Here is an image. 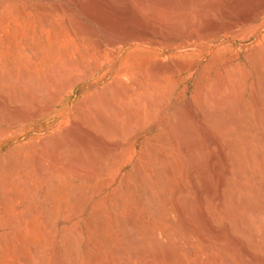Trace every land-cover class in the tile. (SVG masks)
<instances>
[{
	"label": "rangeland",
	"instance_id": "obj_1",
	"mask_svg": "<svg viewBox=\"0 0 264 264\" xmlns=\"http://www.w3.org/2000/svg\"><path fill=\"white\" fill-rule=\"evenodd\" d=\"M85 1H88V3L86 4ZM100 1L101 0H82L81 2H84V4H82L78 0H0V19H3L0 20V202L2 203H0V211H2L0 213V264H26L30 258L29 246L32 242L39 241L40 239L44 240V248L41 253L43 264H72L71 252L69 253V251H73V249L77 254L76 258L77 263L79 260L78 264H91V260L88 261L90 259L89 256L99 258L96 264H248L249 262L247 261H251L250 264H264V241L260 243L259 246L256 244L254 245L255 236L234 229L235 226L231 221L229 222V218L226 215L222 214V217L220 213L219 217L217 216L215 218V221L212 217L216 216L215 214L218 215L220 209L222 210L223 207L225 209L228 204V207H230L231 204L233 206H231L232 208L230 207V209H233L235 217H250V221L253 223V230H257L256 232L258 235L262 238L264 237V216L261 214L264 210V130L262 129L264 128V126H262L264 119L260 118L264 116V95L262 97L259 95L260 93L262 95V92L264 94V91H262V88L264 90V0H243L245 6L241 0H236L237 5L234 4L236 2L235 0H229L228 4L225 3L228 2V0H224L225 2L223 0H207L210 3L206 0H136L140 5L138 3L136 4L135 0ZM232 2L234 4V10L233 7L229 8L230 4L233 5ZM239 2H241L242 7L244 6L243 8L240 7L241 4ZM248 2L250 6L246 7L249 5ZM156 3L158 5L160 3L163 6L159 5V8ZM35 4L43 5L45 10L42 8L43 6L41 7ZM212 4L215 5L213 6ZM61 5L64 7H61ZM183 5H185L184 7L189 11L191 10L190 14L187 9H185L187 12L182 9L184 7L180 8ZM187 5L189 6L187 7ZM40 7L44 11H48H40ZM127 8H130V11H128ZM49 9L52 11H49ZM144 9L147 11L150 10L149 13L147 14V11ZM172 9H176V12L171 11ZM221 9L224 10L221 11ZM143 10L146 11L147 16L142 13ZM168 10L171 12H168ZM183 10L184 13H182ZM236 10H240L238 15L236 14L238 12ZM246 10L250 11L247 12ZM107 11L109 12L108 14L112 16H108ZM154 11L157 13L155 14ZM205 11L206 13L202 14ZM150 12L152 13L151 15ZM166 12L169 13H167L169 15L167 17H165ZM179 12L182 13L184 17L188 18L182 17V14L180 15ZM196 12L198 14H195ZM223 12H225V14ZM227 12L230 15H228ZM242 12L245 13L242 14ZM247 13H250L249 19L245 18L246 15H248ZM184 14L187 15L185 16ZM221 14L231 16L232 18ZM170 15L173 16L172 21H170ZM239 15L242 16L240 17L241 19ZM194 16H196L198 20H196ZM200 17L202 19H200ZM4 18L5 22H3ZM43 18H45V22H43L46 25L42 22ZM67 18H69L70 22L67 21ZM163 18L164 20H162ZM167 18L169 19L167 20ZM183 18L185 19L183 20L184 23H186L188 19L190 23L196 21V23H192L196 25H191L187 21L188 25L183 24V27L180 28L179 26L182 24L181 19ZM189 18L192 21L189 20ZM156 19H159L158 22L162 21L163 24L162 22L156 24ZM177 19H180V25ZM205 19L207 20L202 21ZM29 20L31 21L29 22ZM240 20H242V22ZM34 21L37 22L34 23ZM155 21L156 23H154ZM168 21L172 26L169 25ZM197 21L200 22L198 23ZM207 21L209 24L212 23L210 25L213 27L207 28ZM71 22H73V25ZM215 22H217V25ZM66 23L69 25L71 23L73 27H75L76 24H81V27L79 26V28L76 26L75 28L77 29H75ZM174 23L179 26L177 27L176 24L173 25ZM204 23L207 24L205 25ZM222 23H224V25ZM131 24L133 28L136 27L134 28L135 31L137 30L136 32L131 27ZM135 25L138 26V29ZM150 25L153 26L150 27ZM106 26L108 27L106 28ZM166 26H170L169 32L172 29L171 27L174 26V29L171 30L174 33H169L165 30L168 28H166ZM198 26L201 27L199 28ZM176 27L178 31L175 29ZM196 27L198 29H196ZM214 27L217 28V31ZM220 27L221 29H218ZM83 28L86 29V31ZM71 29H73V31ZM74 29L77 31L84 30L82 32L84 35L79 34L81 31L76 32L78 33L76 34ZM144 29L147 31L145 32ZM184 30L187 32L186 34ZM190 30L192 32H190ZM210 30L212 32H210ZM106 31L107 33L105 35L108 34L107 38L104 35ZM138 31H141V33H138ZM179 31H181V33H178ZM124 32L125 34L127 32V36L123 34ZM189 32L191 34L186 37ZM1 33L4 35L3 37ZM132 33L133 35H131ZM52 34L55 38L52 37ZM118 34L121 38L117 37ZM175 34L178 35L176 36ZM9 35H12V37L9 38ZM24 36H26L25 39H22ZM131 36H133L132 39ZM58 37L61 39L57 40L59 39ZM111 37H117L118 40H112ZM127 37L131 43L128 39L126 41ZM50 38L51 40H49ZM119 39L121 42L118 43ZM6 40L8 41L6 42ZM153 41L155 43H153ZM157 43L159 45H156ZM95 46H99V48ZM25 47L28 48H26V51ZM60 48L64 49V54H60ZM67 48L68 50H66ZM69 48H71V50ZM79 48L89 56H85V53ZM19 49L21 50L19 51ZM55 49L56 51H54ZM112 50H114L115 53ZM29 52H31V54ZM107 52H110L108 53L109 56H107ZM95 53H98L99 57ZM79 54L80 59L77 57ZM50 58H52V60ZM77 58L78 61L75 62ZM100 58L101 60H99ZM67 60L69 63L71 60H75V64L73 61L69 64L66 62ZM80 60L81 62H79ZM162 60H165L167 63L169 60L171 61L168 63V65L170 64L169 68L166 63H162L164 62ZM91 61H93V63ZM78 62L90 72L84 68L83 70L87 72L82 71ZM154 62L155 64L157 63V65L159 63L166 66L161 67V65H159L161 68H158ZM171 64L175 66L171 68ZM151 66L158 70L155 71L154 68H149ZM165 67L166 69H164ZM73 68L76 71H74ZM148 69L150 71L153 70V72L147 71ZM170 69L171 71L168 72L167 70ZM23 70L25 73H22L27 74L26 77H22L23 74L21 71ZM260 70L262 71L261 73H263H260L262 77L258 74ZM244 71L246 73L242 74ZM155 72L157 75H155L156 77L153 75L154 77L152 78V73L155 74ZM239 72L240 77L242 75L246 76L247 74L248 79L245 77L243 81L241 77L242 82H238L237 80H239L240 77H238L239 75L237 74H239ZM42 73L43 75H41ZM72 73L75 75L73 74V76ZM135 73L139 79L143 77V75L144 78L139 80L135 77ZM148 73L151 74V76L148 75ZM14 74H16L15 77H13ZM79 75H82L84 78L81 76L79 77ZM221 75H223V77ZM232 75H235V77L233 78ZM236 76L237 80L235 81L234 79H236ZM27 77L29 80L28 83L26 80ZM65 78L69 80V84L67 80H64L68 84L65 85L66 87L64 89L63 84L66 83L61 81ZM36 79L38 80L36 81ZM132 79L134 81H132ZM25 80L26 83L24 82ZM31 80H34V83ZM58 82L62 87L58 85ZM132 82H135L134 85L136 89L133 87L134 85ZM232 82L238 83V89ZM243 82L245 85L242 88ZM257 84H259L260 88L256 87ZM138 85L141 87H139L140 89H137ZM229 85H234L235 87L233 86L232 89V86ZM123 86L127 88L123 89ZM33 87L35 89L37 88V91L41 90V93L40 91H35ZM142 87L147 89H142ZM240 87L243 89L242 91H240ZM151 88L152 90H150ZM224 88H227V92ZM257 88L261 90L259 91ZM128 89L130 92L125 93V90L128 91ZM116 90H119V93L123 92L124 95L121 93L123 97H121V94H118ZM234 90H236V92ZM51 91H53V94L56 92L55 95H53ZM238 92H243V94L240 93L242 98L239 97L240 95ZM58 94H60V96H58ZM110 94L112 100H115V98L118 99L112 101L108 98ZM23 95H26L25 98ZM254 97L258 98L256 99L257 105L256 102L254 103ZM105 98H108L107 101H110L108 102L109 104H106L107 101ZM260 98L263 99V101ZM146 99L150 100L152 104L149 101H145ZM152 99H155V101L157 100L158 104H155V101ZM18 100H20V102L24 100L28 105L24 104V101L22 102L24 105H22ZM101 100L103 103L100 102ZM29 102L32 103V105L29 104ZM147 102L153 107L154 105L159 106L153 108ZM111 103L113 106L110 105ZM131 103H134V106ZM98 104L97 110L96 106ZM114 105L115 107L117 105L118 109L115 108L113 110ZM108 106L109 110L107 109ZM130 106L134 109L133 111L131 109L132 112L129 109L131 108ZM148 108L153 110H148ZM15 110L16 112H20H17V117L15 116ZM150 110L153 114L150 113ZM38 111H40V113H37ZM115 111L119 114L121 113L120 111H122V114H115ZM261 111L263 114L261 113L260 116L259 112ZM146 112H148L147 115ZM133 113L138 114L133 115ZM127 114H132L135 117L141 116L139 118L143 121L139 119L142 121L139 123V120H137L138 118L132 115H128L129 118H127ZM148 114L151 116H148ZM257 114L260 117L257 116ZM22 115L23 117H21ZM24 115H26V118ZM114 115L117 118H115ZM89 117H91L92 120L88 121ZM94 119H97L96 122H93L95 121ZM127 119L130 120L127 121ZM131 120H136L139 124L137 125L136 122H131ZM231 120L233 122L235 121V124L231 123ZM90 121H92L93 124H91ZM97 121L103 126L100 130L96 128V126L99 125ZM258 121H262L263 123H259ZM128 122L130 127H133L132 129L128 127ZM224 122L226 123V127L227 125L230 127H227L225 130L227 131L230 129V131L228 130L229 132L227 131L226 133L224 131L225 134L222 133L223 131L220 133V131L223 130V125L221 126V124H225ZM94 123L96 126H94ZM135 126H137V128ZM248 126L250 128L252 127V130ZM126 128L128 129L126 130ZM105 131L107 132V134L105 133L107 136H104L103 132ZM113 132L114 134H112ZM124 132H128L129 134L132 132V134H130V136L127 134V136L124 137ZM231 132H233L234 136ZM108 133L112 134L114 137ZM67 134L68 136L71 134L70 136L72 137H68ZM226 134L229 139H232L231 141L227 139L228 142H226ZM229 134L232 136L230 137ZM237 134L238 137L239 134L240 137L241 135L245 137L248 136L246 139L243 138V140H249V143L244 142L240 137L238 139L236 137ZM73 136L75 138L74 142L77 141L75 146L74 142H67L68 140L73 141ZM107 137H109V139ZM111 137L112 139H110ZM150 138H153L156 142ZM59 139L61 143L64 142L67 144L60 143L61 145L59 146ZM127 139H129V141ZM212 139L218 140L222 146H225V148H223L228 156H230L232 152L229 142H231L232 145H234V143L239 144H237L239 147L235 145L238 147L240 154H242L241 156H243V159L240 157L241 164L245 165L247 173L242 177L239 187L234 185V176L226 172L228 169V162L218 153L219 150L217 146H214V144L211 145ZM115 140H117L118 143ZM119 140H123V144ZM162 140L165 141L166 145H164L165 143L163 141L161 147ZM104 141H106V144L111 143L112 146L110 144L108 145L110 147L106 146ZM111 141L116 142L118 146ZM240 141L242 143L244 142L243 144L245 147ZM225 143L228 147H226ZM155 145H158L159 148L157 149L158 146L156 147ZM154 147H156V149ZM159 149H161L162 153L159 154L163 155L164 157H162L164 159L160 156L156 157V154L159 155L157 153ZM154 151L156 152L155 154ZM228 152L230 154H228ZM246 154H249V156L244 159ZM138 155H141V158H145L140 159ZM214 155L218 156L217 159L214 158ZM137 157L143 164H141ZM73 158L75 159L74 161H72ZM100 158H102L104 162ZM166 158L170 159L167 161ZM136 159L138 163H136ZM144 159H146L145 162H143ZM158 159L159 161L163 159L165 162H162V160L159 162ZM214 159L220 166H213ZM73 163L75 164L74 166L72 165ZM96 163L99 164L97 165ZM155 163L158 165L162 164L160 165L161 168ZM141 165L147 167H142ZM168 165L172 166L175 170H172V167L171 169L170 167L167 168ZM215 166L218 169L221 167V170L219 169L221 175L223 176L224 174V176L233 183L232 187L234 189L232 187L227 188V193L230 194L229 199L233 198V196L238 199L240 204H238L237 210H235L237 207L235 206L234 209V204L231 203L234 198L229 200L230 203L227 205L220 207V209L216 207L220 206V204L217 201V181L219 180L217 177V168H215ZM136 168H138V170ZM157 170L160 171L158 172ZM173 171L176 176H174L175 174ZM148 174L151 177H149ZM127 177H129V179H126ZM144 178H147V180L150 179V181H148L151 182V186L147 184L148 182L145 183L147 180L145 179V181ZM158 182H162V185L168 186V188L164 189L166 194L163 190L164 187L159 185ZM192 182H195V185ZM142 185H146V188ZM153 186L156 193L154 192V188L153 192L150 193ZM203 188H207L206 191H204ZM212 189L215 190L214 193ZM174 191L176 196L173 195ZM147 193L148 195L151 194V196H148ZM202 196L204 197L202 198ZM238 196L241 197L239 198ZM151 197L155 199V204L157 205L154 206V204L150 202L152 199ZM244 197L245 201L243 200ZM175 198L178 200H175ZM176 201L178 203L180 202V204H177ZM148 202H150L151 206L150 204L148 205ZM59 203L61 205L63 203L64 206H61ZM176 204L179 207L182 206V209L179 207L175 209L174 206L177 207ZM249 204L250 207L254 205L252 207L254 213H249ZM165 205L168 208L165 207ZM1 206L3 208H1ZM155 210L157 211L154 212ZM177 210L180 211L178 212ZM214 211L215 214L212 215ZM181 212L184 213H182L183 216ZM185 212L189 215L188 218H185V216H187ZM175 215H177L176 218ZM179 215H181L182 218L184 217V221H180L181 223L179 222ZM2 216L3 218H1ZM161 217H163V219ZM169 217L170 220H168ZM164 218L166 221H164ZM200 218L203 219V221ZM169 221H172L174 226L177 222L179 225L174 227L172 223H168ZM206 221H209L207 222L208 224ZM2 222L5 223L4 227ZM129 222L133 226L130 225ZM183 222H185V228L182 229L183 226L180 224H183ZM97 224L98 226L96 227ZM186 224L191 227L188 228ZM178 226H182L181 230L179 229L181 232L177 229L180 228ZM192 227L195 228V231ZM119 228L120 230L123 229L120 231L121 233L118 231ZM227 228H229L228 231H226ZM171 229L174 230V232ZM199 230L201 232L203 231L202 234ZM206 230L207 232L214 231V233L207 234ZM175 231H178V235H176L177 233ZM204 231L206 234H204ZM186 232H188L187 235L189 234V236L185 235L186 237H184V233L186 234ZM216 233L219 235V240L216 239L218 237ZM100 234L101 237L99 236ZM215 234L217 237H215ZM161 235L164 236V238L161 237ZM203 235L206 237V243L203 242L205 239ZM232 235H234V238H231ZM211 237L213 239H210ZM105 238L108 241H106ZM128 238L131 239L129 240ZM172 238H174V240H172ZM186 238L189 240V243L185 240ZM180 239H184V241ZM214 239L218 240L219 244L216 245L217 241L215 240L214 242ZM223 239L226 240L224 241ZM93 240H97V242H92ZM126 240L128 241L126 242ZM250 240H253V245L250 244ZM165 241L167 243H165ZM162 242L166 245L169 242L170 245L168 244L169 246L166 247L165 244H162L161 246L160 243ZM72 243L75 245L71 248ZM127 246L131 248V250L127 248ZM170 246L172 250L178 247L176 249L177 251L175 249L173 250L175 255L174 261H171L167 255ZM242 246L250 249L248 255L251 257L248 255L245 256L247 253ZM110 247L119 251V254H114ZM186 248H188V250ZM89 249L96 254L94 255L91 253L92 251L90 252ZM157 249H159V251H157ZM161 249H165L164 252H166V254ZM166 249L168 251H166ZM150 250L151 252H153L152 250H154V252L157 251L158 254L155 252L156 255L155 253L151 255ZM104 251L107 255H105L106 253ZM129 251H131L132 254ZM188 251H191L192 254L190 253L189 255ZM101 252L104 257L101 255ZM140 252H142V254ZM206 252L208 253L206 254ZM87 256L89 258H87ZM156 256H158V259ZM195 256L196 258L198 257V259H196ZM148 257L153 261L151 262ZM167 257L168 259H166ZM21 258L23 260H21ZM24 258L27 259L24 260ZM223 258L224 261H222ZM115 259L117 260L115 261ZM23 261L26 262L23 263ZM194 261L196 262L194 263ZM34 263L38 264L37 259H32L27 264Z\"/></svg>",
	"mask_w": 264,
	"mask_h": 264
},
{
	"label": "bare ground",
	"instance_id": "obj_2",
	"mask_svg": "<svg viewBox=\"0 0 264 264\" xmlns=\"http://www.w3.org/2000/svg\"><path fill=\"white\" fill-rule=\"evenodd\" d=\"M78 1L81 2L82 0H81V1L78 0ZM83 1H84V0H83ZM101 1H102V0H101ZM101 1H100V2H101ZM103 1H104V0H103ZM135 1H136V0H135ZM135 1H134V2H135ZM137 1H138V0H137ZM137 1H136V4H137V3L139 4V2H137ZM139 1H141V0H139ZM195 1H199V0H195ZM202 1H203V0H202ZM206 1H207V0H206ZM206 1H205V2H206ZM223 1H224V0H223ZM226 1H227V0H226ZM230 1H231V0H230ZM235 1H236V0H235ZM239 1H240V0H239ZM241 1H242L243 5H244V1H246V0H244V1L241 0ZM105 2H106V0H105ZM105 2H102V3H105ZM182 2H183V1H182ZM207 2H208V1H207ZM224 2H225V1H224ZM20 3H21V2H20ZM81 3L84 4V2H81ZM85 3L87 4L88 1H85ZM130 3H131V2H130ZM140 3H144V2H140ZM202 3H203V2H202ZM208 3H210V2H208ZM225 3L228 4V3H229V0H228V2H225ZM230 3H231V2H230ZM239 3L241 4V2H239ZM239 3H238V6H239ZM86 4H85V5H86ZM147 4H148V3H147ZM147 4H145V5H147ZM184 4H185V3H184ZM215 4H216V3H215ZM215 4H214V5H215ZM232 4H233V2H232ZM234 4L237 5V1H236ZM234 4H233V5L230 4V5H229V8L233 7V10H234ZM245 4H246V3H245ZM248 4H249V2H248ZM258 4H259V3H258ZM262 4H263V3H262ZM30 5H33V4H30ZM35 5H38V6H41V7L43 6V5H39V4H35ZM55 5H56V4H55ZM127 5H128V4H127ZM139 5H140V4H139ZM148 5H149V4H148ZM150 5H151V4H150ZM152 5H153V3H152ZM156 5H158V4L156 3ZM156 5H154V6H156ZM159 5L163 6V5L160 4V3H159ZM159 5H158L157 7H159ZM201 5H202V4H201ZM201 5H200V6H201ZM212 5H213V4H212ZM212 5H211V6H212ZM214 5H213V6H214ZM246 5H247V4H246ZM260 5H261V4H260ZM263 5H264V4H263ZM21 6H22V5H21ZM33 6H34V5H33ZM83 6H84V5H83ZM86 6H87V5H86ZM128 6H129V5H128ZM134 6H135V5H134ZM143 6H144V5H143ZM184 6H185V5L181 6L180 8H182V7H184ZM188 6H189V5H187V7H188ZM227 6H228V5H227ZM244 6H245V5H244ZM244 6H243V7H244ZM249 6H250V4H249L248 6H246V7H249ZM10 7H12V6H10ZM28 7H29V6H28ZM34 7H36V6H34ZM41 7H40V8H41ZM61 7H64V6L61 5ZM66 7H68V6H66ZM129 7H130V6H129ZM135 7H136V6H135ZM144 7H145V6H144ZM166 7H167V6H166ZM169 7H170V6H169ZM169 7H168V8H169ZM203 7H204V6H203ZM205 7H206V6H205ZM220 7H221V5H220ZM223 7H224V6H223ZM240 7H242V4H241ZM243 7H242V8H243ZM246 7H245V9H246ZM261 7H262V6H261ZM16 8H17V7H16ZM31 8H32V7H31ZM42 8H44V6H43ZM42 8H41L40 11H44V10H45V8H44V10H43ZM49 8H50V7H49ZM87 8H88V7H87ZM147 8H148V7H147ZM159 8H160V7H159ZM162 8H163V7H162ZM162 8H161V9H162ZM168 8H167V9H168ZM170 8H172V7H170ZM170 8H169V9H170ZM211 8H212V7H211ZM216 8H217V7H216ZM224 8H226V7H224ZM251 8H252V6H251ZM251 8H249V9H251ZM258 8H259V7H258ZM262 8H263V7H262ZM20 9H21V8H20ZM29 9H30V8H29ZM61 9H62V8H61ZM67 9H68V8H67ZM127 9H128V8H127ZM129 9H130V8H129ZM129 9H128V11H130ZM152 9H153V8H152ZM154 9H155V8H154ZM161 9H160V10H161ZM164 9H165V7H164ZM182 9L185 10V9H187V8L184 7V8H182ZM182 9H181V10H182ZM219 9H220V8H219ZM260 9H261V8H260ZM263 9H264V8H263ZM25 10L27 11L26 8H25ZM38 10H39V9H38ZM69 10H70V9H69ZM144 10H146V9H144ZM144 10H143L142 13H144L145 16H147V15H146V11H147V10H146V11H144ZM155 10H157V9H155ZM175 10H176V9H174V10L172 9L171 11L176 12ZM184 10L182 11V13H184ZM187 10H188V9H187ZM223 10H224V9H223ZM223 10L221 9V11H223ZM226 10H227V9H226ZM233 10H232V12L234 13ZM256 10H257V9H256ZM22 11H23V10H22ZM46 11H48V10H46ZM46 11H44V12H46ZM49 11H52V10L49 9ZM70 11H71V10H70ZM70 11H69V12H70ZM88 11H90V10H88ZM149 11H150V10H149ZM149 11H147V14L149 13ZM157 11H158V10H157ZM169 11H170V10H168V12H169ZM171 11H170V12H171ZM178 11H179V10H178ZM185 11H186V10H185ZM190 11H191V10H190ZM190 11L188 10L189 14H190ZM236 11H238V10H236ZM242 11H243V10H242ZM246 11H247V10H246ZM246 11H245V12H246ZM248 11H250V10H248ZM248 11H247V12H248ZM258 11H259V10H258ZM63 12H64V11H63ZM66 12H67V10H66ZM86 12H87V11H86ZM154 12H155V11H154ZM164 12H165V11H164ZM168 12H166V16H165V17L169 16V15H168V14H169ZM186 12H187V11H186ZM186 12H185V13H186ZM192 12H193V11H192ZM207 12H208V11H207ZM225 12H226V11H225ZM225 12H223V13L225 14ZM239 12H240V10H239L236 14L238 15ZM245 12H244V13H245ZM262 12H263V11H262ZM18 13H19V12H18ZM20 13H21V10H20ZM24 13H25V12H24ZM33 13H34V12H33ZM37 13H38V11H37ZM49 13H50V12H49ZM52 13H53V12H52ZM52 13H51V14H52ZM108 13H109V12L107 11V15H108V16H112V15H110V14H108ZM156 13H157V12H155V14H156ZM167 13H168V14H167ZM179 13H180V12H179ZM182 13H180V15H181ZM205 13H206V11H205L204 13H202V14H205ZM244 13L242 12V14H244ZM250 13H251V12H250ZM250 13H247L248 15H246L245 18L249 19L248 17H249V14H250ZM256 13H258V12H256ZM42 14H43V13H42ZM65 14H66V13H65ZM86 14H87V13H86ZM88 14H89V13H88ZM144 14H143V15H144ZM151 14H152V13L150 12V15H151ZM164 14H165V13H164ZM187 14H188V13H187ZM187 14H184V15L186 16ZM195 14H198V13L196 12ZM224 14H221V15H224ZM227 14H228V12H227ZM234 14H235V13H234ZM251 14H252V13H251ZM260 14H261V13H260ZM33 15H34V14H33ZM33 15H32V16H33ZM90 15H91V14H90ZM150 15H149V17L151 18ZM153 15H154V13H153ZM153 15H152V16H153ZM172 15H173V14H172ZM206 15H207V14H206ZM209 15H210V14H209ZM228 15H230V14H228ZM228 15H224V16H228ZM237 15H236V16H237ZM262 15H263V14H262ZM10 16H11V15H10ZM88 16H89V15H88ZM161 16H162V15H161ZM170 16H171V15H170ZM178 16H179V14H178ZM188 16H190V15H188ZM207 16H208V15H207ZM232 16H233V15H232ZM92 17H93V16H92ZM163 17H164V16H163ZM182 17H184L183 14H182ZM194 17L196 18V20H198L196 16H194ZM228 17H231V16H228ZM228 17H227V18H228ZM240 17H242V16L239 15V18H240ZM250 17H251V16H250ZM255 17H256V15H255ZM32 18H33V17H32ZM146 18H148V17H146ZM172 18H173V16H171L170 21H172ZM178 18H179V17H178ZM184 18H188V17H184ZM184 18L181 19V20H182V22H181V23H182L181 26H179V25H180V21H179L180 19H177V20L179 21V25H177V24H178L177 21H176L177 24L174 23L173 25L176 24L177 27L179 26L180 28H182V27H183L182 25H183V24H187V21H188V19H187L186 23H184V22H183V20H185ZM198 18H199V17H198ZM219 18H220V17H219ZM231 18H232V17H231ZM9 19H10V18H9ZM19 19H20V18H19ZM33 19H34V18H33ZM44 19H45V18H43V20L41 19L42 22L44 21ZM67 19H68L67 21L70 22L69 18H67ZM159 19H160V18H159ZM159 19H156L157 23H156V21H155L154 23L159 24L160 22H162V21H159V22H158ZM165 19H166V18H165ZM168 19H169V18H167V20H168ZM200 19H202V18L200 17ZM208 19H211V18H208ZM236 19H237V18H236ZM240 19H241V18H240ZM243 19H244V18H243ZM243 19H242V20H243ZM0 20H3V19L1 18ZM65 20H66V19H65ZM162 20H164V18H163ZM189 20H191V19L189 18ZM206 20H207V19L202 20V21H206ZM242 20H240V21L242 22ZM30 21H31V20H29V22H30ZM57 21H59V20H57ZM191 21H192V20H191ZM211 21H212V20H211ZM236 21H237V20H236ZM238 21H239V20H238ZM3 22H5V18H4V21H3ZM29 22H28V23H29ZM36 22H37V21H36ZM36 22L34 21V23H36ZM44 22H45V21H44ZM44 22H43V23H44ZM64 22H65V21H64ZM64 22H63V23H64ZM165 22H166V21H165ZM168 22H169V21H168ZM188 22H189V21H188ZM193 22H194V21H193ZM193 22H191V23L189 22V23H190L191 25H194V26H195L196 24H192ZM197 22L199 23L200 21H197ZM207 22H208V21H207ZM213 22H214V21H213ZM241 22H240V24H241ZM38 23H39V22H38ZM63 23H62V24H63ZM67 23H68V22H67ZM67 23H66V24H67ZM71 23H72V25H73V22H71ZM71 23H70V25H69V24H67V25L71 26ZM126 23H127V22H126ZM142 23H143V21H142ZM194 23H196V21H195ZM215 23H216V25H217V22H215ZM215 23H214V24H215ZM44 24H45V23H44ZM134 24H137V23H134ZM147 24H148V22H147ZM162 24H163V22H162ZM167 24H168V23H167ZM202 24H203V23H202ZM204 24H205V23H204ZM206 24H207V23H206ZM206 24H205V25H206ZM210 24H212V23H210ZM210 24H209V22H208V25H206V26H208L207 28H209V27H213V26H211ZM222 24L224 25V23H222ZM237 24H238V23H237ZM243 24H244V23H243ZM0 25H1V24H0ZM2 25H3V24H2ZM26 25H27V24H26ZM45 25H46V24H45ZM45 25H44V26H45ZM139 25H140V24H139ZM169 25H170V22H169ZM187 25H188V24H187ZM209 25H210V26H209ZM40 26H41V25H40ZM60 26H61V25H60ZM76 26H78V27L80 26V27H81V24H79V25L76 24L75 27H76ZM133 26H134V25H133ZM135 26H137V25H135ZM142 26H143V25H142ZM151 26H153V25H150V27H151ZM161 26H162V25H161ZM161 26H160V27H161ZM170 26H172V25H170ZM170 26H169V27H170ZM194 26H193V27H194ZM218 26H221V25H218ZM226 26H227V25H226ZM226 26H225V27H226ZM232 26H233V24H232ZM71 27H72V28H75V27H73V26H71ZM71 27H70V28H71ZM80 27H79V28H80ZM102 27H103V26L101 25V28H102ZM107 27H108V26H106V28H107ZM131 27H132V24H131ZM157 27H158V25H157ZM167 27H168V26H166V28H167ZM169 27H168L167 29H165V30H167L168 32H169ZM173 27H174V26H173ZM173 27H171L172 29H171V28H170V29L173 30V29H174ZM177 27L175 28L176 30H177ZM187 27H188V26H187ZM189 27H191V26H189ZM198 27H199V26H198ZM200 27H201V26H200ZM200 27H199V28H200ZM223 27H224V26H223ZM223 27H222V28H223ZM233 27H234V26H233ZM37 28H38V27H37ZM132 28H133V27H132ZM134 28H136V27H134ZM134 28H133V29H134ZM143 28H144V27H143ZM146 28H147V27H146ZM191 28H192V27H191ZM191 28H190V29H191ZM204 28H205V27H204ZM214 28H216V27H214ZM214 28H213V29H214ZM75 29H77V28H75ZM75 29H74V30H75ZM83 29H84V28H83ZM102 29H103V28H102ZM104 29H105V27H104ZM111 29H112V28H111ZM128 29H129V28H128ZM133 29H132V30H133ZM137 29H138V26H137ZM140 29H141V27H140ZM148 29H149V28H148ZM185 29H186V27H185ZM187 29H188V28H187ZM194 29H195V28H194ZM196 29H198V28L196 27ZM213 29H212V31H213ZM218 29H221V27L218 28ZM37 30H38V29H37ZM52 30H54V29H52ZM71 30L73 31V29H71ZM84 30L86 31V29H84ZM84 30H82V31H81V30H78V31L75 30L74 32L76 33V32L81 31L79 34H83V35H84V33H82ZM105 30H106V29H105ZM132 30H131V31H132ZM141 30H142V29H141ZM149 30H150V29H149ZM155 30H156V29H155ZM160 30H161V28H160ZM165 30H164V31H165ZM171 30H170L169 33L172 32ZM182 30H183V29H182ZM188 30H189V29H188ZM214 30H215V29H214ZM24 31H25V29H24ZM26 31H27V30H26ZM30 31H31V30H30ZM101 31H102V30H101ZM134 31H135V29H134ZM136 31H137V30H136ZM136 31H135V32H136ZM142 31H143V30H142ZM144 31H145V29H144ZM146 31H147V30H146ZM146 31H145V32H146ZM161 31H162V30H161ZM174 31H175V30H174ZM177 31H178V30H177ZM177 31H176V32H177ZM184 31H185V30H184ZM200 31H201V30H200ZM206 31H207V30H206ZM212 31L210 30V32H212ZM216 31H217V28H216ZM216 31H215V32H216ZM222 31H223V30H222ZM222 31H221V32H222ZM113 32H114V31H113ZM113 32H112V33H113ZM115 32H116V31H115ZM139 32L141 33V31H138V33H139ZM162 32H163V31H162ZM190 32H192V31L190 30ZM190 32L187 34L186 37H188V35L191 34ZM201 32H202V31H201ZM219 32H220V31H219ZM33 33H34V32H33ZM106 33H107V31L104 33V35H105ZM108 33H109V30H108ZM121 33H122V32H121ZM157 33H158V30H157ZM166 33H167V32H166ZM172 33H174V32H172ZM178 33H181V31H179ZM186 33H187V32L185 31V34H186ZM13 34H14V33H13ZM61 34H62V33H61ZM76 34H78V33H76ZM114 34H116V33H114ZM123 34H124L125 36H127V35H126L127 32H126V34H125V32H124ZM144 34H146V33H144ZM182 34H183V32H182ZM38 35H39V34H38ZM59 35H60V33H59ZM62 35H64V34H62ZM73 35H74V34H73ZM131 35H133V33H132ZM173 35H174V34H173ZM175 35H176V34H175ZM177 35H178V34H177ZM177 35H176V36H177ZM1 36L3 37L4 35H2V33H1ZM9 36H10V35H9ZM105 36H106V38H107V37H108V34L105 35ZM116 36H117V35H116ZM179 36H180V35H179ZM11 37H12V35H11L9 38H11ZM15 37H16V36H15ZM25 37H26V36H24V38L22 37V39H25ZM36 37H37V36H36ZM52 37L55 38V37L53 36V34H52ZM52 37H51V38H52ZM62 37H63V36H62ZM117 37H120L119 34H118ZM117 37H116V38L111 37V38H112V40H113V39L115 40V39H117ZM122 37H123V36H122ZM128 37H129V33H128ZM128 37L126 38V41H127ZM132 37H133V36H131V39H132ZM155 37H156V36H155ZM18 38H19V35H18ZM18 38H17V39H18ZM51 38H50L49 40H51ZM53 38H52V39H53ZM58 38H59V37H58ZM76 38H77V36H76ZM111 38H110V39H111ZM120 38H121V37H120ZM6 39H7V37H6ZM28 39H29V37H28ZM28 39H27V40H28ZM60 39H61V38H59V39H57V40H60ZM122 39H123V38H122ZM195 39H196V38H195ZM195 39H193V40H195ZM10 40H11V39H10ZM27 40H26V41H27ZM34 40H35V39H34ZM34 40H33V42H34ZM117 40H118V39H117ZM123 40H124V39H123ZM128 40H129V39H128ZM3 41H4V40H3ZM7 41H8V40H6V42H7ZM22 41H23V40H22ZM132 41H133V40H132ZM142 41H144V40H142ZM28 42H29V40H28ZM96 42H97V41H96ZM119 42H121L120 39H119L118 43H119ZM122 42H123V41H122ZM129 42L131 43L130 40H129ZM133 42H134V41H133ZM138 42H139V41H138ZM4 43H5V42H4ZM31 43H32V42H31ZM139 43H140V42H139ZM153 43H155V42L153 41ZM79 44H80V43H79ZM79 44H78V45H79ZM116 44H117V43H116ZM151 44H152V42H151ZM52 45H53V44H52ZM54 45H55V44H54ZM95 45H96V44H95ZM120 45H121V43H120ZM156 45H159V44L157 43ZM163 45H164V44H163ZM163 45H162V46H163ZM39 46H41V45H39ZM46 46H47V45H46ZM99 46H100V45H99ZM99 46H95V47H98V48H99ZM101 46H102V45H101ZM147 46H148V45H147ZM12 47H13V46H12ZM33 47H34V46H33ZM153 47H155V46H153ZM26 48H27V47H25V51H26ZM45 48H46V47H45ZM100 48H103V47H100ZM27 49H28V48H27ZM60 49H61V48H60ZM69 49L71 50V48H69ZM79 49H81V48H79ZM96 49H97V48H96ZM105 49H106V48H105ZM10 50H11V48H10ZM20 50H21V49H19V51H20ZM61 50H62V51H61ZM61 50H60V54H61V53L64 54V53H63V50H64V49H61ZM66 50H68V48H67ZM81 50H82V49H81ZM90 50H91V49H90ZM90 50H89V51H90ZM115 50H116V49H115ZM14 51H15V50H14ZM27 51H28V50H27ZM54 51H56V49H55ZM82 51H83V50H82ZM82 51H80V52H82ZM107 51H108V50H107ZM112 51L114 52V50H112ZM15 52H16V51H15ZM15 52H14V53H15ZM83 52H84V51H83ZM101 52H102V51H101ZM29 53L31 54V52H29ZM38 53H39V52H38ZM84 53H85V52H84ZM108 53H110V52H107V56H109ZM114 53H115V52H114ZM30 54H28V55H30ZM76 54H77V53H76ZM76 54H75V55H76ZM95 54L98 56V53H95ZM65 55H66V54H65ZM68 55H69V54H68ZM30 56H31V55H30ZM60 56H61V55H60ZM85 56L88 57L89 55H87V54L85 53ZM110 56H111V54H110ZM165 56H166V55H165ZM64 57H65V56H64ZM66 57H67V56H66ZM77 57H79V59H80V54H79V56L77 55ZM98 57H99V56H98ZM111 57H112V56H111ZM111 57H110V58H111ZM166 57H167V56H166ZM31 58H32V57H31ZM138 58H139V57H138ZM2 59H3V58H2ZM21 59H22V58H21ZM33 59H34V58H33ZM50 59L52 60V58H50ZM61 59H62V57H61ZM63 59H64V58H63ZM130 59H131V58H130ZM143 59H144V58H143ZM145 59H146V57H145ZM167 59H169V58H167ZM170 59H171V58H170ZM4 60H5V59H4ZM15 60H16V59H15ZM34 60H36V59H34ZM45 60H46V59H45ZM51 60H50V61H51ZM99 60H101V58H100ZM46 61H47V60H46ZM71 61H73V60H71ZM71 61H70V63L68 62V60H67L66 62L69 63V64H71V63H72ZM74 61H75V60H74ZM74 61H73V62H74ZM77 61H78V58H77V60H76L75 62H77ZM89 61H90V60H89ZM131 61H132V60H131ZM142 61H143V60H142ZM162 61H164V62H162V63H166V65H168L169 62H171L170 60H169L168 63L165 62V60H162ZM232 61H233V60H232ZM252 61H254V60H252ZM57 62H59V61H57ZM75 62H74V64H75ZM79 62H81V60H80ZM79 62H78V64L81 66V64H80ZM91 62L93 63V61H91ZM140 62H141V61H140ZM129 63H130V62H129ZM173 63H174V62H173ZM235 63H236V62H235ZM252 63H253V62H252ZM252 63H251V64H252ZM254 63H255V62H254ZM82 64H83V62H82ZM85 64H86V63H85ZM90 64H91V63H90ZM133 64H134V63H133ZM138 64H139V63H138ZM140 64H141V63H140ZM144 64H145V63H144ZM146 64H147V63H146ZM154 64H155V62H154ZM175 64H176V63H175ZM54 65H55V64H54ZM65 65H66V64H65ZM91 65H92V64H91ZM155 65H157V63H156ZM155 65H154V66H155ZM159 65H161V64L158 63V65H157L156 67L159 68V67H160ZM166 65H164V66H166ZM169 65H170V64H169ZM169 65H168V68H169ZM233 65H234V64H233ZM46 66H47V65H46ZM80 66H79V67H80ZM82 66H83V65H82ZM82 66H81V70H82V71L88 70V69H85V68L82 67ZM164 66L161 65V67H164ZM174 66H175L174 64H173V66H172V64H171V68H173ZM30 67H31V66H30ZM55 67H59V66H55ZM161 67H160V68H161ZM254 67H255V66H254ZM45 68H46V67H45ZM52 68H53V67H52ZM83 68H84L85 70H83ZM92 68H94V67H92ZM92 68H91V69H92ZM149 68H152V66L149 67ZM153 68L155 69V67H153ZM153 68H152V69H153ZM164 69H166V67H165ZM73 70L76 71L74 68H73ZM92 70H94V69H92ZM156 70H158V69H155V71H156ZM173 70H174V69H173ZM82 71H81V72H82ZM88 71H89V70H88ZM147 71H150V70L148 69ZM167 71L169 72V71H171V69H170V70H167ZM258 71H259V70H258ZM22 72L25 73L24 70L21 71V73H22ZM57 72H58V71H57ZM85 72H87V71H85ZM89 72H90V71H89ZM141 72H142V70H141ZM150 72H153V70L150 71ZM261 72H262V71L260 70V72L258 73L260 76H261V74H263V73H261ZM23 73H22V74H23ZM39 73H40V71H39ZM51 73H53V72H51ZM54 73H56V72H54ZM143 73H144V72H143ZM143 73H139V74H143ZM237 73H238V71H237ZM243 73H246V72L244 71V72H242V74H243ZM260 73H261V74H260ZM22 74H21V75H22ZM31 74H32V72H31ZM46 74H47V73H46ZM73 74H74V73H72V75H73ZM82 74H83V72H82ZM87 74H88V73H87ZM89 74H90V73H89ZM21 75H20V78H21ZM41 75H43V73H42ZM47 75H48V74H47ZM74 75H75V74H74ZM74 75H73V76H74ZM148 75L151 76V74H149V73H148ZM148 75H147V76H148ZM153 75H154V76L157 75L156 72H155V74L152 73V76H151L152 78L154 77ZM227 75H228V73H227ZM227 75H226V76H227ZM235 75H236V74H235ZM235 75H232L233 78L235 77ZM237 75H239L238 77H240V72H239V74H237ZM15 76H16V74H14L13 77H15ZM23 76L26 77L27 74H23L22 77H23ZM80 76L83 77L82 75H79V77H80ZM140 76H141V75H140ZM150 76H149V77H150ZM221 76L223 77V75H221ZM228 76H229V75H228ZM243 76H244V77H243ZM260 76H258V77H260ZM33 77H36V76H33ZM135 77L139 79V77L137 76L136 73H135ZM135 77H134V79H135ZM145 77H146V75H145ZM151 77H150V78H151ZM155 77H156V76H155ZM241 77H242V80L245 79V77H246V79H248V78H247V74H246V76H245V75H242ZM241 77L239 78V80H237V76H236V79H234V80H235V81L237 80L238 82H239V81L242 82ZM261 77H262V76H261ZM261 77H260V78H261ZM2 78H3V77H2ZM42 78H43V76H42ZM46 78H47V77H46ZM48 78H49V77H48ZM66 78H67V77H66ZM66 78L63 79V80L61 81V82H65V83H66V84H63V85H64V86H63L64 89H65V87H66L65 85H68V84H69V80H67L68 78H67V79H66ZM73 78H74V77H73ZM83 78H84V77H83ZM143 78H144V75H143V77H141L140 79H143ZM150 78H149V79H150ZM220 78H221V77H220ZM226 78H228V77H226ZM231 78H232V77H231ZM231 78H230V79H231ZM3 79H4V78H3ZM44 79H45V78H44ZM69 79H70V78H69ZM140 79H139V80H140ZM145 79H146V78H145ZM145 79H144V80H145ZM154 79H155V78H154ZM221 79H222V78H221ZM224 79H225V78H224ZM0 80H1V79H0ZM23 80H24V79H23ZM26 80H27V83H28V82H29L28 77H27ZM26 80L24 81L25 83H26ZM37 80H38V79H36V81H37ZM47 80H48V81H51L50 79H47ZM64 80H67V81H68V84H67V82L64 81ZM71 80H72V78H71ZM78 80H79V79H78ZM146 80H147V79H146ZM228 80H229V79H228ZM20 81H21V80H20ZM31 81H32V80H31ZM132 81H134V80L132 79ZM148 81H149V80H148ZM152 81H154V80H152ZM158 81H159V80H158ZM231 81H232V80H231ZM235 81H234V82H235ZM243 81H244V80H243ZM259 81H261V80H259ZM263 81H264V80H263ZM32 82L34 83V80H33ZM41 82H42V81H41ZM44 82H45V81H44ZM142 82H143V81H142ZM234 82H232V83L235 84V86H237L238 83L236 84V83H234ZM18 83H19V81H18ZM21 83H22V82H21ZM36 83H37V82H36ZM45 83H46V82H45ZM128 83H129V82H128ZM128 83H127V84H128ZM132 83H133V82H132ZM134 83H135V82H134ZM134 83H133V85H134ZM136 83H139V82H136ZM144 83H145V82H144ZM219 83H220V81H219ZM221 83H222V82H221ZM228 83L231 84L230 82H228ZM256 83H257V82H256ZM129 84H131V83H129ZM139 84H140V83H139ZM141 84H143V83H141ZM225 84H226V83H225ZM260 84H261V82H260ZM263 84H264V83H263ZM58 85H60L59 82H58ZM58 85H57V87H58ZM144 85H145V84H144ZM144 85H141V86H144ZM218 85H220V84H218ZM244 85H245V83L243 82V85H242L241 87L243 88ZM39 86H40V84H39ZM60 86H61V85H60ZM148 86H149V85H148ZM221 86H222V85H221ZM224 86H225V85H224ZM229 86H232V85H229ZM233 86H234V85H233ZM233 86L231 87L232 89H233ZM235 86H234V87H235ZM238 86H239V85H238ZM238 86H237V89H238ZM262 86H263V85H262ZM61 87H62V86H61ZM133 87H135V89H136V86H135V85H134ZM139 87H140V86L138 85V86H137V89H138ZM226 87H227V84H226ZM241 87H240V91L243 90V89H241ZM256 87L260 88V87H259V84H257ZM263 87H264V86H263ZM124 88H127V87H124V86H123V89H124ZM140 88H141V87H140ZM140 88H139V89H140ZM143 88H144V87H142V89H143ZM153 88H154V87H153ZM258 88H257V89H258ZM261 88H262V87H261ZM33 89H34L35 91H37V88L35 89V88L33 87ZM60 89H61V88H60ZM142 89H141V90H142ZM144 89H147V88H144ZM222 89H223V87H222ZM224 89L226 90L227 88H224ZM234 89H236V88H234ZM254 89H255V88H254ZM119 90H120V89H119ZM119 90H118V91H119ZM150 90H152V88H151ZM258 90H259V89H258ZM260 90H261V89H260ZM260 90H259V91H260ZM39 91H40V93H41V90H39ZM39 91H37V92H39ZM116 91H117V90H116ZM118 91H117L118 94H121V93L123 94V92L119 93ZM120 91H121V90H120ZM142 91H143V90H142ZM144 91H145V90H144ZM232 91H233V90H232ZM234 91L236 92V90H234ZM262 91H264L263 88H262ZM42 92H43V91H42ZM114 92H115V91H114ZM127 92H130L129 89H128V91L125 90V93H127ZM137 92H138V91H137ZM226 92H227V90H226ZM254 92H255V90H254ZM51 93L53 94V91H51ZM55 93H56V92H55ZM55 93H54L53 95H55ZM111 93H112V92H111ZM115 93H116V92H115ZM131 93H132V92H131ZM238 93H239V92H238ZM240 93L243 94V92H240ZM240 93H239L240 96L238 95L239 97H241V94H240ZM122 94L120 95L121 97H123ZM234 94H236V93H234ZM255 94H256V92H255ZM112 95H113V94H112ZM123 95H124V94H123ZM259 95H260V97H262L264 94H263V92H262V95H261V93H260ZM23 96H24V98H25L26 95H23ZM56 96H57V95H56ZM58 96H60V94H58ZM254 96H255V95H254ZM38 97H39V96H38ZM54 97H55V96H54ZM255 97H256V96H255ZM255 97H254V98H255ZM24 98H23V99H24ZM27 98H28V97H27ZM108 98L111 99V94H110V97L108 96ZM108 98H105V100L107 101ZM114 98H115V97H114ZM133 98H134V97H133ZM144 98H146V97H144ZM241 98H242V97H241ZM263 98H264V97H263ZM17 99H18V98H17ZM29 99H30V98H29ZM117 99H118V98H117ZM117 99L115 98V100H112V99H111V100H112V101H116ZM123 99H124V98H123ZM256 99H258V98H255L254 103L256 102ZM260 99H261V98H260ZM27 100H28V99H27ZM31 100H32V99H31ZM105 100H104V101H105ZM132 100H133V99H132ZM152 100L155 101V99H152ZM261 100L263 101V99H261ZM23 101H24V100H23ZM23 101H22V102H23ZM133 101H134V100H133ZM145 101H149V102H150V100H147V99H146ZM257 101H258V100H257ZM16 102H17V100H16ZM18 102H20V100H18ZM22 102H20V103L22 104ZM24 102H25V101H24ZM100 102H102V100H101ZM108 102H110V101L108 100L106 104H109ZM149 102H147V103H149ZM156 102H157V100L155 101V104H158V102H157V103H156ZM102 103H103V102H102ZM104 103H105V102H104ZM134 103H135V102H134ZM134 103H131V104H133V106H134ZM147 103H146V104H147ZM150 103H151V102H150ZM150 103H149V104H150ZM258 103H259V102H258ZM24 104H27V102H25ZM24 104H22V105H24ZM29 104L32 105V103H30V102H29ZM151 104H152V103H151ZM151 104H150V106H152ZM259 104H260V103H259ZM27 105H28V104H27ZM102 105H105V104H102ZM110 105H112V103H111ZM256 105H257V102H256ZM256 105H255V106H256ZM263 105H264V104H263ZM29 106H30V105H29ZM98 106H99V104L96 106V109L98 108ZM100 106H101V105H100ZM106 106H107V105H106ZM112 106H113V105H112ZM112 106H111V107H112ZM150 106H149V107H150ZM155 106L157 107V106H159V105H154V107H153V106H152V107H153V108H156ZM258 106H259V105H258ZM130 107H131V108H129V109H130V111H131L132 106H130ZM152 107H151V108H152ZM256 107H257V106H256ZM108 108H109V106L107 107V109H108ZM115 108L118 109L117 105H116V107H115V105H114L113 110H114ZM151 108H148V110L151 109ZM258 108H260V107H258ZM261 109H262V108H261ZM19 110H20V109H19ZM39 110H40V109H39ZM97 110H98V109H97ZM108 110H109V109H108ZM133 110H134V109H132V111H133ZM141 110H142V109H141ZM141 110H140V111H141ZM151 110H153V109H151ZM151 110H150V113H152ZM256 110H257V109H256ZM258 110H259V109H258ZM128 111H129V110H128ZM132 111H131V112H132ZM136 111H137V110H136ZM136 111H135V112H136ZM138 111H139V110H138ZM259 111H260V110H259ZM15 112H16V110H15ZM17 112L20 113L19 111H17ZM17 112L15 113V114H16V115H15L16 117H17V115H18ZM120 112H121V113L119 114L117 111H115V114L118 113L119 115H121V114H122V111H120ZM124 112H125V111H124ZM148 112H149V111H148ZM148 112H146V115H147ZM37 113H40V111H38ZM138 113H139V112H138ZM138 113H133V115H134V114L137 115ZM140 113H141V112H140ZM142 113H143V112H142ZM257 113H258V112H257ZM259 113H260V116H261L262 111L259 112ZM259 113H258V114H259ZM35 114H36V113H35ZM118 114H117V116H118ZM129 114H130V112H129ZM129 114H127V118H129V117H128ZM152 114H153V113H152ZM258 114H257V116H259ZM262 114H263V113H262ZM6 115H7V114H6ZM131 115H132V114H131ZM131 115H129V116H131ZM133 115H132V116H133ZM140 115H142V114H140ZM263 115H264V114H263ZM8 116H9V115H8ZM24 116H25V118H26V115H24ZM114 116H115V115H114ZM148 116H151V115L148 114ZM257 116H256V117H257ZM260 116H259V117H260ZM21 117H23V115H22ZM81 117H82V116H81ZM118 117H119V116H118ZM133 117H135V116H133ZM133 117H132V118H133ZM136 117H137V116H136ZM136 117H135V118H136ZM139 117H141V116H139ZM139 117H137V118H138L137 120L141 119V118H139ZM142 117H143V116H142ZM115 118H117V117L115 116ZM260 118H261V119H262V118L264 119V116H263V117L261 116ZM81 119H82V118H81ZM130 119H131V118H130ZM130 119H129V120H130ZM133 119H134V118H133ZM245 119H246V118H245ZM89 120H92V118L89 117L88 121H89ZM94 120H95V119H94ZM96 120H97V119H96ZM96 120L93 121V122H96ZM98 120H99V119H98ZM129 120L127 119V121H129ZM141 120H142V119H141ZM141 120H139V123L143 121V120H142V121H141ZM229 120H230V119H229ZM229 120H228V121H229ZM235 120H236V119H235ZM242 120H243V119H242ZM132 121H134V120H131V122H132ZM231 121H232V120H231ZM90 122H91V124H93L92 121H90ZM134 122H136L137 125L139 124L136 120H135ZM144 122H145V121H144ZM236 122H237V121H236ZM258 122H259V121H258ZM261 122H262V121H261ZM261 122H259V123H261ZM263 122H264V121H263ZM263 122H262V123H263ZM82 123H83V122H82ZM224 123H225V122H224ZM226 123H227V121H226ZM226 123H225V124H221V126L223 125V126H222V129H223V130H221L220 133L223 131L222 133L225 134V132L227 133L228 130L230 131V129H228L227 131H225V130L227 129V127L229 126V125H227V127H226ZM229 123H230V121H229ZM231 123H234V124H235V121H234V122L232 121ZM242 123H243V122H242ZM89 124H90V123H89ZM91 124H90V125H91ZM94 124H95V123H94ZM97 124H99L98 121H97ZM263 124H264V123H263ZM263 124H262V126H264ZM127 125H128L129 128H131V129L133 128V127H130L129 122L127 123ZM140 125H141V124H140ZM230 125H231V124H230ZM232 125H233V124H232ZM237 125H239V124H237ZM244 125H245V124H244ZM82 126L85 127L84 125H82ZM94 126H96V124H95ZM98 126H100V127H98ZM221 126H220V129H221ZM233 126H234V125H233ZM242 126H243V125H242ZM92 127H93V126H92ZM101 127H103L101 124H99V125L96 126L97 129L99 128L98 130H100ZM126 127H127V126H126ZM135 127L137 128V126H135ZM243 127H244V126H243ZM248 127H249V126H248ZM85 128H86V127H85ZM89 128H90V127H89ZM96 128H95V129H96ZM139 128H141V127H139ZM228 128H230V127H228ZM249 128H250V127H249ZM251 128H252V127H251ZM251 128H250V129H251ZM124 129H125V128H124ZM124 129H122V130H124ZM127 129H128V128H126V130H127ZM262 129L264 130V128H262ZM91 130H94V129H91ZM243 130H244V129H243ZM251 130H252V129H251ZM88 131H89V130H88ZM101 131H102V129H101ZM124 131H125V130H124ZM224 131H225V132H224ZM229 131H228V132H229ZM241 131H242V130H241ZM234 132H235V131H234ZM237 132H238V130H237ZM103 133H104V136H107V135H106V134H107L106 131L103 132ZM105 133H106V134H105ZM110 133H111V132H110ZM124 133H125V136H124V137H126L127 134H129L128 132H124ZM231 133L233 134V132H231ZM231 133H230V134H231ZM235 133H236V132H235ZM108 134H109V133H108ZM112 134H114V132H113ZM112 134H109V135H112ZM120 134H121V133H120ZM120 134H119V135H120ZM130 134H132V132H131ZM130 134H129V136H130ZM223 134H221V135H223ZM230 134H229V136L231 137L232 135H230ZM70 135H71V134H70ZM70 135L68 136V134H67L68 137H72V136H70ZM115 135H116V134H115ZM123 135H124V134H123ZM226 135H227V134H226ZM96 136H98V135H96ZM154 136H155V135H154ZM154 136H153V138H155ZM156 136H158V135H156ZM223 136H224V135H223ZM233 136H234V134H233ZM112 137H114V136L112 135ZM112 137H111L110 139H112ZM221 137H222V136H221ZM226 137H227V138H226L225 140L229 139L228 135H227ZM236 137L239 139L240 134H239V137H238V134H237ZM247 137H248V136H247ZM247 137H245L244 135H243V136L241 135L240 139L243 140V138L246 139ZM107 138L109 139V137H107ZM107 138H106V139H107ZM153 138H150V139H153ZM67 139H68V138H67ZM69 139H70V138H69ZM72 139H73V141L68 140L67 142H69V141H70L71 143L74 142V139H75L74 136H73ZM97 139H98V138H97ZM106 139H105V140H106ZM118 139H120V138H118ZM123 139H124V138H123ZM159 139H160V138H159ZM159 139H158V140H159ZM220 139H221V138H220ZM233 139H234V138H233ZM127 140L129 141V139H127ZM153 140H154V139H153ZM155 140H156V138H155ZM155 140H154V141H155ZM221 140H222V139H221ZM221 140H220V141H221ZM229 140L231 141L232 139H229ZM59 141H60V139H59ZM59 141H58V142H59ZM75 141H76V140H75ZM98 141H99V140H98ZM106 141H107V140H106ZM106 141H104L105 144H106ZM109 141H110V140H109ZM115 141H117V140H115ZM119 141H120V140H119ZM122 141H123V140H122ZM122 141H120V142H122ZM163 141H164V140L161 141V142H162L161 147H162V145H163ZM234 141H236V140H234ZM243 141H244V140H243ZM62 142H63V141H62ZM76 142H77V141H76ZM76 142H74V143H75L74 146L76 145ZM111 142L114 143V144L116 143V142H113V141H111ZM150 142H151V140H150ZM150 142H149V143H150ZM152 142H153V141H152ZM155 142H156V141H155ZM158 142H159V141H158ZM161 142H160V143H161ZM222 142H223V141H222ZM226 142H228V140H227ZM232 142H233V141H232ZM244 142H248V143H249V140L244 141ZM244 142H243V143H244ZM60 143H61V141L59 142V146H60L61 144H63L64 142L61 143V144H60ZM71 143H70V145H71ZM117 143H118V141H117ZM117 143H116V145H117ZM164 143H165V141H164ZM223 143H224V142H223ZM229 143H230V147L232 148V150H231L232 152H231V155H230V156H228V155L225 153V149H224L225 146H222L218 140L212 139L211 145L214 144V146H217V148H218V150H219L218 153H220V154L222 155V157H223L225 160H227V162H228V166H227V168H228V169L226 170V172L229 173V174H232V175L234 176V178H235V183H234V185H235L236 187H239V186H240V183H241V181H242V177H243L244 174L246 173V167H245V165H242V164H241V158H242L243 156H241L242 154H240V152H239V149H238V147H239L238 145H239V144H238V143H234V145H232L231 142H229ZM229 143H228V145H229ZM240 143L245 147V145H244L241 141H240ZM248 143H245V144H248ZM64 144H65V143H64ZM66 144H67V143H66ZM66 144H65V145H66ZM109 144L111 145V143H109ZM109 144L107 143L106 146H108ZM122 144H123V142H122ZM225 144H226V143H225ZM235 144H236V145L238 144V145H237L238 147H237ZM103 145H104V144H103ZM103 145H102V146H103ZM164 145H166V143H165ZM231 145H232L233 147H232ZM74 146H73V147H74ZM104 146H105V145H104ZM111 146H112V145H111ZM117 146H118V145H117ZM155 146H156V145H155ZM157 146H158V145H157ZM157 146H156V147H157ZM246 146H247V145H246ZM108 147H110V146H108ZM113 147H114V149H115V146H114V145H113ZM156 147H154V148L156 149ZM223 147H224V148H223ZM226 147H228L227 144H226ZM61 148L63 149L62 146H61ZM61 148H60V149H61ZM105 148H107V147H105ZM151 148H152V146H151ZM158 148H159V146L157 147V149H158ZM163 148H164V147H163ZM165 148H166V147H165ZM217 148H216V149H217ZM248 148H249V147H248ZM65 149H66V148H65ZM148 149H149V148H148ZM110 150H111V149H110ZM67 151H68V150H67ZM148 151H149V150H148ZM155 151H156V150H155ZM155 151H154V154L157 152V151H156V152H155ZM162 151H163V150H162ZM165 151H166V150H165ZM143 152H144V150H143ZM143 152H142V153H143ZM168 152H169V150H168ZM138 153H139V152H138ZM142 153H141V154H142ZM157 153H158V154L161 153V149H159V152H157ZM163 153H164V152H163ZM166 153H167V151H166ZM143 154H145V153H143ZM161 154H162V153H161ZM228 154H230V153L228 152ZM246 155H247V154H246ZM246 155H245L244 159L247 158V157L249 156V154H248L247 156H246ZM259 155H260V154H259ZM259 155H258V156H259ZM138 156H139L140 159L145 158V157H142V158H141V157H140L141 155H138ZM158 156L162 157L163 155H160V154L157 155V154H156V157H158ZM166 156H167V154H166ZM166 156H165V157H166ZM214 156H215V155H214ZM149 157H150V156H149ZM163 157H164V156H163ZM163 157H162V158H163ZM167 157H168V156H167ZM217 157H218V156H215L214 158L217 159ZM240 157H241V158H240ZM134 158H135V157H134ZM137 158H138V157H137ZM139 158H138V159H139ZM100 159H102V158H100ZM140 159H139V161L141 162ZM150 159H151V157H150ZM152 159H153V158H152ZM163 159H164V158H163ZM163 159H161L162 162L164 161ZM166 159H167V158H166ZM168 159H170V158H168ZM168 159H167V161H168ZM242 159H243V158H242ZM74 160H75V159L73 158L72 161H74ZM102 160H103V159H102ZM145 160H146V159H144L143 162H145ZM153 160H154V159H153ZM161 160H160V161H161ZM135 161H136V163H138V162H137V159H136ZM147 161H148V159H147ZM158 161H159V159H158ZM160 161H159V162H160ZM215 161H216V160L214 159V164H213V166H214V165H216V166L218 165L217 161H216V163H215ZM263 161H264V160H263ZM97 162H98V161H97ZM103 162H104V160H103ZM151 162H152V160H151ZM159 162H158V164H159ZM164 162H165V161H164ZM99 163H100V162H99ZM99 163H98V164H99ZM101 163H102V162H101ZM136 163H135V166H136ZM148 163H149V162H148ZM212 163H213V162H212ZM96 164H97V163H96ZM98 164H97V165H98ZM141 164H143V163L141 162ZM151 164H152V163H151ZM155 164H157V163H155ZM158 164H157V165H158ZM165 164H166V163H165ZM167 164H168V163H167ZM171 164H172V163H171ZM171 164H169V165H171ZM226 164H227V163H226ZM243 164H244V163H243ZM72 165L74 166L75 164L73 163ZM101 165H102V164H101ZM137 165H138V164H137ZM144 165H146V164H144ZM144 165H141V166L143 167ZM160 165H162V164H160ZM160 165H158V166L161 168ZM169 165L167 166V168L170 167V169H171L172 166H169ZM190 166H191V165H190ZM216 166H215V168H217ZM218 166H220V165H218ZM137 167H139V166H137ZM144 167H147V166H144ZM159 167H156V168L160 169ZM96 168H97V166H96ZM163 168H164V167H163ZM167 168H166V169H167ZM136 169L138 170V168H136ZM140 169H142V168H140ZM140 169H139V170H140ZM146 169H147V168H146ZM164 169H165V168H164ZM219 169L221 170V167H220ZM219 169L217 168V177H218V180H219V181H217V182H218V191H219V192L217 191V193H218V194H217V201H218V203L220 204V206H216V207H217V208L219 207V209H220V207L225 206V205H227L228 203H230L229 200L233 199L234 196H233V198L229 199V195H230V194L227 193V188L232 187V184H233V183L230 182L231 180H229L227 177H225L224 174H223V176H222V175H221V171H220ZM137 170H136V171H137ZM162 170H163V169H162ZM172 170H175V169H173V167H172ZM224 170H225V169H224ZM157 171H158V170H157ZM159 171H160V170H159ZM159 171H158V172H159ZM169 171H170V170H169ZM190 171H191V170H190ZM142 172H143V171H142ZM155 172H156V171H155ZM165 172H167V171H165ZM173 172H174V171H173ZM136 173H137V172H136ZM167 173H168V172H167ZM171 173H172V171H171ZM193 173H194V172H193ZM137 174H138V173H137ZM154 174H155V173H154ZM161 174H162V173H161ZM169 174H170V173H169ZM174 174H175V172H174ZM225 174H226V173H225ZM246 174H247V173H246ZM140 175H141V174H140ZM148 175H149V174H148ZM155 175H156V174H155ZM138 176H139V174H138ZM156 176H157V175H156ZM167 176H168V175H167ZM171 176H172V175H171ZM174 176H176V174H175ZM174 176H173V177H174ZM139 177H140V176H139ZM141 177H142V176H141ZM146 177H147V176H146ZM149 177H151V176L149 175ZM162 177H163V176H162ZM165 177H166V176H165ZM191 177H194V176H191ZM229 177H230V176H229ZM170 178H172V177H170ZM232 178H233V177H232ZM126 179H129V177H127ZM145 179L147 180V178H144V180H145ZM192 179H193V178H192ZM192 179H191V180H192ZM194 179H195V178H194ZM142 180H143V178H142ZM142 180H141V181H142ZM146 180H145V181H146ZM148 180L150 181V179H148ZM148 180H147L146 182H145V181H144V182H145V183L148 182L147 184L150 185L151 182H149ZM5 181H6V180H5ZM5 181H4V182H5ZM9 182H10V181H9ZM128 182H129V180H128ZM144 182H143V183H144ZM170 182H171V181H170ZM233 182H234V181H233ZM141 183H142V182H141ZM145 183H144V184H145ZM179 183H180V182H179ZM192 183L194 184L195 182H192ZM158 184H159V185H162V182H160V183L158 182ZM165 185H166V184H165ZM168 185H169V184H168ZM170 185H171V184H170ZM194 185H195V184H194ZM142 186L145 187L146 185H142ZM150 186H151V185H150ZM162 186L164 187L163 190H164L165 188H168L167 185H166L167 187L164 186V184H163ZM178 186H179V185H178ZM181 186H182V185H181ZM181 186H180V187H181ZM242 186H243V185H242ZM147 187H149V186H147ZM160 187H161V186H160ZM244 187H245V186H244ZM263 187H264V186H263ZM145 188H146V187H145ZM145 188H144V190H145ZM150 188H151V187H150ZM153 188H154V186L152 187V190H151L150 193L153 192ZM177 188H178V187H177ZM232 188H233V187H232ZM147 189H148V188H147ZM179 189H180V188H179ZM206 189H207V188H205V189L203 188L204 191H206ZM233 189H234V188H233ZM233 189H232V190H233ZM241 189H242V188H241ZM175 190H176V189H175ZM180 190H181V189H180ZM210 190H211V189H210ZM212 190H214V189H212ZM216 190H217V189H216ZM244 190H245V189H244ZM168 191H169V190H168ZM168 191H167V192H168ZM204 191H203V192H204ZM240 191H241V190H240ZM146 192H147V191H146ZM148 192H149V191H148ZM154 192L156 193L155 188H154ZM164 192H165V194H166V191H165V190H164ZM214 192H215V190L213 191V193H214ZM229 192H232V191H229ZM237 192H238V190H237ZM254 192H255V191H254ZM4 193H5V192H4ZM144 193H145V192H144ZM155 193H154V195H155ZM168 193H169V192H168ZM168 193H167V194H168ZM176 193H177V191H176ZM200 193H201V191H200ZM205 193H206V192H205ZM205 193H203V194H205ZM70 194H71V193H70ZM234 194H235V193H234ZM234 194H233V195H234ZM239 194H240V193H239ZM243 194H244V193H243ZM243 194H242V195H243ZM255 194H256V193H255ZM3 195H4V194H3ZM9 195H10V194H9ZM147 195H148V193H147ZM152 195H153V194H152ZM169 195H170V194H169ZM173 195L176 196L175 191L173 192ZM200 195H202V194H200ZM259 195H260V194H259ZM148 196H151V194L148 195ZM255 196H256V195H255ZM158 197H159V196H158ZM203 197H204V196H202V198H203ZM238 197H239V196H238ZM240 197H241V196H240ZM240 197H239V198H240ZM151 198H152V197H151ZM151 198H150V199H151ZM155 198H156V197H155ZM159 198H160V197H159ZM176 198H178V197H176ZM176 198H175V200H178V199H176ZM246 199H247V198H246ZM138 200H139V199H138ZM142 200H143V199H142ZM203 200H204V199H203ZM215 200H216V198H215ZM241 200H242V198H241ZM243 200L245 201V197H244ZM243 200H242V201H243ZM158 201H160V200H158ZM165 201H166V200H165ZM232 201H233V202H231V203L234 204V209H235V206L237 207L238 204H240V203H239L238 199H236V198H234V200H232ZM248 201H249V200H248ZM139 202L141 203L140 200H139ZM150 202L153 203L154 206L157 205V204H155L156 201H155L154 198H152ZM150 202H148V205L150 204ZM176 202H177V201H176ZM246 202H247V201H246ZM0 203H1V202H0ZM60 203H61V202H60ZM60 203H59V204H60ZM157 203H158V202H157ZM159 203H160V202H159ZM166 203H167V201H166ZM216 203H217V202H216ZM1 204H2V203H1ZM70 204H71V203H70ZM153 204H152V205H153ZM168 204H169V203H168ZM173 204H174V203H173ZM177 204H180V202H179V203L177 202ZM177 204H176V205H177ZM219 204H218V205H219ZM60 205H61V204H60ZM62 205H63V203H62ZM62 205H61V206H62ZM75 205H76V204H75ZM216 205H217V204H216ZM251 205H252V204H251ZM63 206H64V205H63ZM150 206H151V204H150ZM150 206H149V207H150ZM169 206H170V204H169ZM228 206H229V204L226 206L225 209H224V207L222 208V210L220 209L221 212L219 211V214H218V215L215 214V211H214V213H212V215H214V214L216 215V216H212V217L214 218V221L216 220L215 218H216L217 216L219 217L220 213H221V215H222V214L226 215V216L229 218V222L231 221V222L233 223V225L235 226L234 229H238V231H242V233L244 232V233H246V234H247V233L250 234L251 236H255V239H254V245L256 244V245L259 246V244L262 243V242L264 241V237L262 238L261 236H259L258 233L256 232L257 230H256V231H255V229L253 230V226H252L253 223H251V221H250V217L247 216V217H244V218H243V217H242V218H239V217L237 218V217H235V215H234L233 209H230V207L233 206V205L230 204V207H228ZM253 206H254V205H252V206L250 207V204H249V213H254V212H253L254 209L252 208ZM256 206H257V205H256ZM165 207H167V206L165 205ZM174 207H175V209H176V208H178L179 206L177 205V207H176V206H174ZM181 207H182V206H181ZM181 207H179V208H181ZM1 208H3V207L1 206ZM167 208H168V207H167ZM167 208H166V209H167ZM217 208H216V209H217ZM231 208H232V207H231ZM254 208H255V207H254ZM151 209H152V207H151ZM181 209H182V208H181ZM219 209H218V210H219ZM237 209H238V207H237L235 210H237ZM157 210H158V209H157ZM157 210H155L154 212H156ZM159 210H160V209H159ZM184 210H185V208H184ZM3 211H4V210H3ZM177 211H178V210H177ZM177 211H176V212H177ZM179 211H180V210H179ZM179 211H178V212H179ZM191 211H192V210H191ZM1 212H2V211H0V213H1ZM154 212H153V214H154ZM212 212H213V211H212ZM165 213H166V212H165ZM167 213H168V211H167ZM182 213H183V212H181V214H182ZM190 213H191V212H190ZM201 213H202V212H201ZM201 213H200V214H201ZM9 214H10V213H9ZM183 214H184V213H183ZM183 214H182V216H183ZM185 214H186V212H185ZM261 214L264 216V210L262 211ZM164 215H166V214H164ZM169 215H170V214H169ZM173 215H174V214H173ZM186 215H187V216H185V218H188L189 215H188V214H186ZM202 215H203V214H202ZM202 215H201V216H202ZM182 216H181V215L178 216V217H179V222H180V221H184V220H183L184 217L182 218ZM203 216H204V215H203ZM208 216H209V215H208ZM176 217H177V215H175V218H176ZM180 217H181V219H180ZM222 217H223V215H222ZM1 218H3V216H2ZM8 218H9V217H8ZM130 218H131V217H130ZM161 218L163 219V217H161ZM165 218H166V217H165ZM165 218H164V221L167 220V218H166V220H165ZM204 218H205V217H204ZM162 219H161V220H162ZM200 219H201V218H200ZM226 219H227V218H226ZM129 220H130V219H129ZM131 220H132V218H131ZM133 220H134V219H133ZM158 220H159V219H158ZM168 220H170V217L168 218ZM171 220H172V219H171ZM177 220H178V218H177ZM201 220L203 221V219H201ZM201 220H200V221H201ZM134 221H135V220H134ZM185 221H186V219H185ZM8 222H11V221H8ZM99 222H100V221H99ZM99 222H98V223H99ZM176 222H177V221H176ZM176 222H175V223H176ZM207 222H209V221H206V223H207ZM5 223H6V221H5ZM5 223L2 222L3 227H4V224H5ZM94 223H95V222H94ZM166 223H167V222H166ZM168 223H170V224L172 223V225H173V222H172V221H171V222L169 221ZM180 223H181V222H180ZM184 223H185V222H183V224H180V225L183 226V227L181 226L182 229L185 228V227H184V226H185ZM186 223H188V222H186ZM129 224L132 225L130 222H129ZM129 224H128V225H129ZM144 224H145V223H144ZM149 224H150V223H149ZM149 224H148V225H149ZM207 224H208V223H207ZM8 225H9V224H8ZM94 225H95V224H94ZM99 225H100V224H99ZM130 225H129V226H130ZM177 225H179L178 222H177V224H175V226H177ZM97 226H98V224L96 225V227H97ZM132 226H133V225H132ZM170 226H171V225H170ZM173 226H174V225H173ZM173 226H172V227H173ZM175 226H174V227H175ZM186 226H188V224H186ZM193 226H194V225H193ZM208 226H210V225H208ZM213 226H214V225H213ZM178 227H180V226H178ZM181 227H180V228H177V229H178V230H179V229L181 230ZM189 227H191V226L189 225L188 228H189ZM194 227H195V226H194ZM194 227H192V229H193ZM226 227H227V226H226ZM98 228H100V227H98ZM131 228H132V227H131ZM186 228H187V227H186ZM215 228H216V227H215ZM232 228H233V227H232ZM164 229H165V228H164ZM169 229H170V228H169ZM174 229H176V228H174ZM177 229H176V230H177ZM196 229H197V227H196ZM202 229H203V228H202ZM202 229H201V230H202ZM96 230H100V229H96ZM114 230H115V229H114ZM116 230H117V229H116ZM122 230H123V229L120 230V228L118 229L119 232L122 231ZM166 230H167V229H166ZM171 230H172V229H171ZM180 230H179V232H181ZM187 230H188V229H187ZM203 230H204V229H203ZM225 230H226V229H225ZM228 230H229V228H227L226 231H228ZM133 231H134V230H133ZM172 231L174 232V230H172ZM194 231H195V228H194ZM210 231H211V230H210ZM95 232H96V231H95ZM98 232H99V231H98ZM98 232H97V233H98ZM166 232H167V231H166ZM175 232L177 233L176 235H178V231H175ZM182 232H183V231H182ZM189 232H190V231H189ZM199 232H201V231L199 230ZM202 232H203V231H202ZM202 232H201V234H202ZM206 232H207V230H206ZM206 232L204 231V234H206ZM120 233H121V232H120ZM187 233H188V232H186V234L184 233V237H186L185 235H187ZM209 233H212V234H213L214 231H213V232H207V234H209ZM159 234H161V233H159ZM165 234H166V233H165ZM168 234H169V233H168ZM194 234H195V233H194ZM201 234H200V235H201ZM216 234H217V233H216ZM216 234H215V235H216ZM221 234H222V233H221ZM228 234H229V232H228ZM253 234H254V235H253ZM169 235H170V234H169ZM174 235H175V234H174ZM215 235H214V236H215ZM217 235H218V234H217ZM217 235H216L215 237H217ZM229 235H230V234H229ZM229 235H228V236H229ZM99 236L101 237V234H100ZM118 236H119V235H118ZM187 236H189V234H188ZM203 236H204V235H203ZM207 236H208V235H207ZM211 236H213V235H211ZM230 236H231V235H230ZM233 236H234V235H232L231 238H234ZM248 236H249V235H248ZM161 237L164 238V236H162V235H161ZM177 237H179V236H177ZM200 237H201V236H200ZM106 238H107V237H106ZM106 238H105V239H106ZM123 238H124V236H123ZM169 238H170V237H169ZM187 238H189V237H187ZM187 238H186L185 240H187ZM204 238H205L204 240L202 239L203 242H205V240H206V237H205V236H204ZM207 238H209V237H207ZM218 238H219V235H218V237H217L216 239H218ZM107 239H108V238H107ZM107 239H106V241H108ZM114 239H115V238H114ZM128 239H129V238H128ZM130 239H131V238H130ZM130 239H129V240H130ZM166 239H167V238H166ZM170 239H171V238H170ZM176 239H177V238H176ZM176 239H175V240H176ZM189 239H190V238H189ZM210 239H213V238L211 237ZM216 239H214L213 241L215 242ZM221 239H222V238H221ZM172 240H174V238H172ZM180 240H182V239H180ZM218 240H219V239H218ZM218 240H216V241H217V242H216V245L219 244V243H218ZM223 240H224V239H223ZM225 240H226V239H225ZM225 240H224V241H225ZM234 240H235V239H234ZM95 241L97 242V240H93L92 242H95ZM127 241H128V240H126V242H127ZM134 241H135V240H134ZM155 241H156V240H155ZM155 241H154V242H155ZM176 241H178V240H176ZM182 241H184V239H183ZM187 241H188V243H189V240H187ZM187 241H186V242H187ZM206 241H207V240H206ZM235 241H236V240H235ZM252 241H253V240H252ZM252 241L250 240V244H251V245H253V244H252V243H253ZM130 242H131V241H130ZM135 242H136V241H135ZM193 242H194V241H193ZM208 242L212 243L211 241H208ZM219 242H220V241H219ZM103 243H104V239H103ZM142 243H143V241H142ZM158 243H159V242H158ZM165 243H167V242L165 241ZM165 243L162 242V243H160V244H161V246H162V244H165ZM174 243H175V242H174ZM176 243H177V242H176ZM182 243H183V242H182ZM191 243H192V242H191ZM205 243H206V242H205ZM222 243H223V242H222ZM97 244H98V243H97ZM168 244L170 245L169 242H168ZM168 244H167V245L165 244L166 247L169 246ZM177 244H178V243H177ZM184 244H185V242H184ZM73 245H75V244L72 243L71 248H72ZM93 245H94V244H93ZM105 245H107V244H105ZM120 245H121V244H120ZM213 245H214V244H213ZM243 245H244V244H243ZM94 246H95V245H94ZM99 246H100V245H99ZM128 246H129V245H128ZM128 246H127V248L130 247V246H129V247H128ZM136 246H137V245H136ZM152 246H153V245H152ZM222 246H224V245H222ZM244 246H245V245H244ZM244 246H242V248H244ZM249 246H250V245H249ZM153 247H154V246H153ZM43 248H44V240L40 239L39 241H34V242H32V244L29 246L30 258L28 259V260H29L28 262H30V260H32V259H37L38 264H43V263H42V256H41V253H42ZM69 248H70V247H69ZM74 248H75V247H74ZM95 248H96V247H95ZM117 248H118V247H117ZM151 248H152V247H151ZM177 248H178V247H177ZM177 248H176V249H177ZM183 248H184V247H183ZM205 248H206V246H205ZM205 248H204V249H205ZM209 248H210V247H209ZM252 248H254V247H252ZM258 248H259V247H258ZM97 249H98V248H97ZM110 249H111V251H112L114 254H119V251H117L115 248L110 247ZM129 249L131 250V248H129ZM152 249H153V248H152ZM174 249H175V248H173V250H174ZM176 249H175V250H176ZM179 249H180V248H179ZM186 249L188 250V248H186ZM98 250H99V249H98ZM141 250H143V249H141ZM148 250H149V249H148ZM161 250H162V249H161ZM161 250H160V251H161ZM173 250L171 249V246H170V250H169V251L166 249V251H168V254H167V255L169 256V259H170L171 261H174V257H175V255H174V251H173ZM187 250H186V251H187ZM206 250H207V249H206ZM206 250H205V251H206ZM213 250H214V249H213ZM89 251H90V249H89ZM91 251H92V250H91ZM91 251H90V252H91ZM100 251H101V250H100ZM152 251H153V252H151V250H150L151 255H152V253H155V252L157 253V251H159V249H157V251H155V252H154V250H152ZM162 251L164 252L165 249H163ZM176 251H177V250H176ZM194 251H196V250H194ZM205 251H204V252H205ZM207 251H208V250H207ZM220 251H221V250H220ZM244 251L247 253L245 256H247V255L250 253V249H249L248 247L244 248ZM70 252H71V253H70ZM104 252H105V251H104ZM109 252H110V251H109ZM129 252H131V251H129ZM136 252H137V251H136ZM136 252H135V253H136ZM150 252H149V253H150ZM188 252H189V253H188ZM188 252H187V253L190 255L191 251H188ZM27 253H28V252H27ZM27 253H26V254H27ZM69 253H70V256H71V258H72V264H78V263H79V260H78V263H77V258H76L77 254H76L75 250L73 249V251H69ZM87 253H88V251H87ZM91 253H93V251H92ZM99 253H100V252H99ZM99 253H98V255H99ZM105 253H106V252H105ZM140 253L142 254V252H140ZM140 253H139V254H140ZM156 253H155V255H156ZM164 253L166 254V252H164ZM164 253H163V255H164ZM207 253H208V252H206V254H207ZM241 253H242V252H241ZM251 253H252V251H251ZM85 254H86V253H85ZM93 254H94V253H93ZM95 254H96V253H95ZM95 254H94V255H95ZM111 254H112V253H111ZM123 254H124V253H123ZM129 254H130V253H129ZM131 254H132V252H131ZM141 254H140V255H141ZM157 254H158V253H157ZM191 254H192V253H191ZM223 254H224V253H223ZM88 255H89V254H88ZM98 255H97V256H98ZM101 255L103 256V253H102V252H101ZM101 255H100V256H101ZM105 255H107V253H106ZM126 255H127V254H126ZM153 255H154V254H153ZM176 255H177V253H176ZM70 256H69V257H70ZM100 256H99V257H100ZM137 256H138V255H137ZM148 256H149V255H148ZM158 256H161V255H158ZM158 256H156L157 259H158ZM191 256H192V255H191ZM200 256H201V255H200ZM210 256H211V255H210ZM242 256H243V255H242ZM245 256H244V257H245ZM248 256H250V255H248ZM79 257H80V255H79ZM89 257H90V259H89L88 261L91 260V262H92L91 264H96V261L99 260V258H97V257H95V256H93V257H95V258H93L92 256H89ZM89 257L87 256V258H89ZM103 257H104V256H103ZM113 257H114V255H113ZM116 257H118V256H116ZM123 257H124V256H123ZM129 257H130V255H129ZM163 257H164V256H163ZM250 257H251V256H250ZM1 258H2V257H1ZM87 258H86V259H87ZM100 258H101V257H100ZM107 258H108V257H107ZM110 258H111V256H110ZM110 258H109V261H110ZM148 258H149V260L151 259L150 257H148ZM160 258H161V257H160ZM164 258H165V257H164ZM179 258H180V257H179ZM195 258H196V256H195ZM212 258H213V257H212ZM246 258H248V257H246ZM26 259H27V258H26ZM26 259L24 258V260H26ZM79 259H80V258H79ZM120 259H121V258H120ZM166 259H168V257H167ZM192 259H193V258H192ZM196 259H198V257H197ZM204 259H205V258H204ZM208 259H209V258H208ZM217 259H218V258H217ZM217 259H216V261H217ZM21 260H23V259L21 258ZM111 260H112V258H111ZM116 260H117V259H115V261H116ZM123 260H124V258H123ZM146 260H148V259H146ZM244 260H245V259H244ZM244 260H243V262H244ZM125 261H126V260H125ZM150 261L152 262L153 260H150ZM150 261H148V262H150ZM168 261H169V260H168ZM188 261H189V260H188ZM196 261H197V260H196ZM196 261H194V263H195ZM202 261H203V259H202ZM212 261H213V260H212ZM222 261H224V258H223ZM227 261H228V260H227ZM25 262H26V261H23V263H25ZM28 262H26V264H27ZM151 262H150V263H151ZM189 262H191V261H189ZM247 262H249L248 264L251 263V261H247ZM31 263H32V262H31ZM70 263H71V262H70ZM98 263H99V262H98ZM144 263H145V262H144ZM146 263H147V262H146ZM167 263H168V262H167ZM170 263H171V262H170ZM182 263H183V260H182ZM197 263H198V262H197ZM34 264H35V263H34ZM168 264H169V263H168ZM177 264H178V263H177ZM183 264H185V263H183ZM245 264H246V263H245ZM254 264H255V263H254ZM256 264H257V263H256Z\"/></svg>",
	"mask_w": 264,
	"mask_h": 264
}]
</instances>
